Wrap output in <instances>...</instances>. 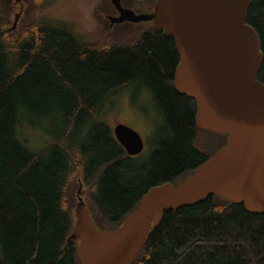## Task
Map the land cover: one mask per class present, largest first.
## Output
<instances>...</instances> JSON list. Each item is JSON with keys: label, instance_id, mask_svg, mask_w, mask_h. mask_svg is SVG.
Instances as JSON below:
<instances>
[{"label": "trees", "instance_id": "trees-1", "mask_svg": "<svg viewBox=\"0 0 264 264\" xmlns=\"http://www.w3.org/2000/svg\"><path fill=\"white\" fill-rule=\"evenodd\" d=\"M51 1L27 0L14 30L16 4L0 0V264H84L70 237L77 180L96 227L115 229L151 186L181 184L227 137L195 124V100L174 87V38L152 20L94 36L35 16ZM131 2L140 12L154 0ZM246 22L263 55L255 79L264 83V0L250 1ZM132 82L162 117L145 160L129 155L99 118ZM32 130L46 139L39 148ZM131 264H264V213L216 194L164 208Z\"/></svg>", "mask_w": 264, "mask_h": 264}, {"label": "water", "instance_id": "water-1", "mask_svg": "<svg viewBox=\"0 0 264 264\" xmlns=\"http://www.w3.org/2000/svg\"><path fill=\"white\" fill-rule=\"evenodd\" d=\"M110 1L117 11L107 16L110 25L152 20L174 38L175 89L195 100L199 128L227 137L181 184L151 186L115 229L96 227L78 188L70 237L78 240L84 264H131L164 208L193 205L209 195L264 213V83L255 79L263 55L246 22L251 0H154L150 12ZM18 17L17 12L12 29ZM114 135L129 155L142 152L143 138L132 127L117 126Z\"/></svg>", "mask_w": 264, "mask_h": 264}, {"label": "rangeland", "instance_id": "rangeland-1", "mask_svg": "<svg viewBox=\"0 0 264 264\" xmlns=\"http://www.w3.org/2000/svg\"><path fill=\"white\" fill-rule=\"evenodd\" d=\"M13 1L16 5L14 6L15 12L14 16H11V20H14L13 17H15V14L18 12L19 17L16 22L17 25L20 16L24 11V3L25 9L28 7V3L27 0H24V3H22L21 0H19V2H16L15 0ZM121 2V4H124V7L127 6L135 11L138 10L137 7L133 6L131 0H121ZM135 4L139 5L137 3ZM144 9L145 10L142 12H150L146 8ZM34 14L35 16L38 14L41 18L52 22L67 23L79 33L95 34L99 29H103L104 33H108L110 32H106V28H108L111 30L116 29L117 32H115V34L117 35L126 30H123L122 28L127 27L124 26L126 25L123 24L124 22L117 24L118 26H124L121 28L116 27V24L110 25L107 15L117 14V11L110 0H52L46 7L39 10L36 8ZM102 14L103 17L101 16ZM142 22H145V26L149 24V21ZM16 25L13 27L14 30L16 29ZM140 26L142 25L137 24L136 28H139ZM129 36L130 35L127 33L126 37H123L122 39H127ZM99 118L108 125L113 135L115 127L122 125H128L137 131L144 141V148L140 153L141 160L147 158L160 139L159 136L162 131L161 114L158 113L151 95L140 82H132L131 85L123 90V92L111 96L104 106L103 116H100ZM27 133L29 140H32L31 142H33L37 148L41 147L46 142L44 135L38 131L32 130ZM137 163V161L133 162L134 165ZM82 185V182L77 180L75 186H78L77 190L79 188L80 196L84 201L83 197H85V188Z\"/></svg>", "mask_w": 264, "mask_h": 264}, {"label": "bare ground", "instance_id": "bare-ground-1", "mask_svg": "<svg viewBox=\"0 0 264 264\" xmlns=\"http://www.w3.org/2000/svg\"><path fill=\"white\" fill-rule=\"evenodd\" d=\"M120 3H121V0H120ZM121 6H122V4H121ZM122 7H124V6H122ZM126 8H128V7H126ZM107 16H109V15H107ZM111 16H115V15H111ZM123 22H128V21H123ZM123 22H121V23H123ZM142 22V21H141ZM133 23V22H132ZM114 24H119V23H114Z\"/></svg>", "mask_w": 264, "mask_h": 264}]
</instances>
